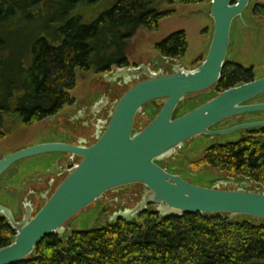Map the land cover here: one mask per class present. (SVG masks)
<instances>
[{
    "label": "trees",
    "instance_id": "1",
    "mask_svg": "<svg viewBox=\"0 0 264 264\" xmlns=\"http://www.w3.org/2000/svg\"><path fill=\"white\" fill-rule=\"evenodd\" d=\"M163 2L111 0L102 9L103 0H0V141L8 123L30 127L74 105L70 93L78 71L107 74L113 67L127 68V50L138 31H155L160 20L173 15L159 11ZM253 14L264 17V6L256 5ZM156 48L162 58L179 61L188 51L187 35L173 34ZM254 80L252 71L226 63L217 92ZM203 164L264 187V144L257 138L214 145ZM260 223L201 214L163 218L151 209L135 222L118 219L73 232L66 241L47 237L19 264H261ZM15 236L0 215V250Z\"/></svg>",
    "mask_w": 264,
    "mask_h": 264
},
{
    "label": "water",
    "instance_id": "2",
    "mask_svg": "<svg viewBox=\"0 0 264 264\" xmlns=\"http://www.w3.org/2000/svg\"><path fill=\"white\" fill-rule=\"evenodd\" d=\"M250 5L251 0H212L209 14L214 23L212 40L204 61L194 70L164 59L166 68L154 71L141 65L120 73L124 85H133L113 104L93 145L88 146L86 141L45 143L0 160L1 178L15 164L37 156L58 153L78 159V164L67 172L52 194H39L45 203L37 211L32 202H21L25 213L19 220L11 208L0 204V215L16 233L12 244L0 250V264H19L30 259L45 238H61L72 219L107 193L131 186L143 187L140 203L134 210L116 213L111 223L118 219L135 222L152 207L163 218L201 214L227 219L245 217L264 223V188L200 187L160 164L161 159L198 137L264 128V121H259L213 130L233 117L264 113V103L250 104L264 96V78L226 90L178 117L188 97L218 87L227 63L233 24L243 19ZM168 67L170 71H166ZM160 101L164 104L156 118L145 129H135L145 107Z\"/></svg>",
    "mask_w": 264,
    "mask_h": 264
},
{
    "label": "rangeland",
    "instance_id": "3",
    "mask_svg": "<svg viewBox=\"0 0 264 264\" xmlns=\"http://www.w3.org/2000/svg\"><path fill=\"white\" fill-rule=\"evenodd\" d=\"M111 0H103L102 9H105ZM256 5L264 6V0H251V5L244 13L243 19H237L232 27L231 43L228 50L227 64L252 71L255 80L264 78V17L253 14ZM212 0H200L198 4L182 5L171 4L164 0L160 12H173L159 21L157 30L142 29L133 37L127 50L128 67L119 69L113 67L110 73L93 74L76 73V88L70 93L75 103L66 106L63 111L43 123L26 127L21 124L8 123L4 140L0 141V160L21 149L45 143H74L86 141L88 146L96 141V135L103 122L108 119L109 112L118 99L133 85H124L123 71L134 69L141 65L152 70L166 68L164 59L157 51V46L173 34L185 32L188 41V51L185 57L178 62L186 69L194 70L195 65L207 54L209 49L214 23L209 14ZM168 67L166 71H170ZM217 89L188 97L181 107L178 116L185 115L217 97ZM264 103V96L251 104ZM164 102L147 105L138 116L136 128H144L160 113ZM90 108L89 110H86ZM85 111V112H84ZM88 113L87 118L92 122L90 128L74 129L69 124V118L74 119ZM80 115V116H79ZM103 118V119H100ZM254 118H264V113H255L229 119L221 123L218 128L234 126L239 122H247ZM257 138L264 144V134L235 133L219 137H198L188 142L184 148L176 150L172 155L160 160V164L168 171L179 174L185 181L200 187L215 189L244 188L247 190L261 189L258 184L247 181L243 177L229 176L203 164L207 150L214 145L238 143L247 138ZM62 163L64 167L62 169ZM78 164V159L72 160L65 154H48L23 160L11 167L0 178V204L11 208L17 218L21 220L24 208L21 207L23 196H28L37 211L44 203L43 196L47 192L52 194L64 180L66 174L59 171H68L69 165ZM54 180V181H52ZM33 190L36 194L28 193ZM144 189L141 186H131L107 193L92 207L84 210L72 219L66 226L61 238L65 241L73 232L91 231L102 228L107 222L114 219L116 213L134 210L140 203ZM47 197V196H46ZM27 199H24V202ZM155 209V207H153ZM236 222L249 221L261 225V221L252 218H237ZM111 223V222H110ZM264 264V261L257 262Z\"/></svg>",
    "mask_w": 264,
    "mask_h": 264
},
{
    "label": "flooded vegetation",
    "instance_id": "4",
    "mask_svg": "<svg viewBox=\"0 0 264 264\" xmlns=\"http://www.w3.org/2000/svg\"><path fill=\"white\" fill-rule=\"evenodd\" d=\"M255 81V80H254ZM217 89V88H216ZM262 97V96H261ZM260 98V97H259ZM258 99V98H257ZM257 99H255V100H253L252 102H254V101H256ZM251 102V103H252ZM250 103V104H251ZM90 108H87V109H85V111L86 110H89ZM84 111V112H85ZM87 115H88V113L85 115V113H83V116L82 117H80L81 119H78V118H74V119H70L69 118V124L70 125H72L73 126V128L74 129H81V128H90L91 126H92V124H91V120L90 119H88L87 118ZM80 116V115H79ZM239 117H241V116H239ZM233 118H236V117H233ZM100 119H103V118H100ZM232 119V118H231ZM229 120V119H228ZM259 121H264V118H254L253 120H249V121H247V122H239V123H237V124H235L234 126H228L227 128H218V126L220 125H217L216 127H214L213 128V130L214 131H218V130H226V129H229V128H232V127H235V126H238V125H242V124H248V123H254V122H259ZM225 122V121H224ZM223 123V122H222ZM241 133H246V134H248V135H252V134H255V133H258V134H264V128H261V129H254V130H248V131H244V132H241ZM71 158V157H70ZM52 181H54V180H52ZM28 193H31L32 195H35L36 193L33 191V190H31V191H29ZM27 193H25L24 194V196H23V201L22 202H24V199H27V200H29V198H28V196L27 197H25V195H26Z\"/></svg>",
    "mask_w": 264,
    "mask_h": 264
},
{
    "label": "crops",
    "instance_id": "5",
    "mask_svg": "<svg viewBox=\"0 0 264 264\" xmlns=\"http://www.w3.org/2000/svg\"><path fill=\"white\" fill-rule=\"evenodd\" d=\"M65 143H67V142H65Z\"/></svg>",
    "mask_w": 264,
    "mask_h": 264
}]
</instances>
